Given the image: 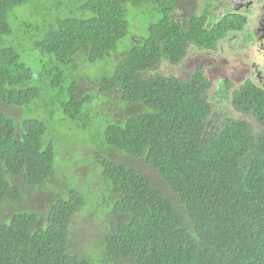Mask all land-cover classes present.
Segmentation results:
<instances>
[{"label":"trees","instance_id":"16d2710c","mask_svg":"<svg viewBox=\"0 0 264 264\" xmlns=\"http://www.w3.org/2000/svg\"><path fill=\"white\" fill-rule=\"evenodd\" d=\"M197 1L0 0V264H264V88L222 77L217 103L253 120H216L203 69L187 79L157 72L191 45L212 50L244 29L241 14L218 19L211 0L202 11ZM139 13L157 17L146 37ZM109 63L114 71L95 80L83 72ZM114 99L124 121L108 112L106 156L95 162L93 147L64 149L44 122L22 120L40 100L76 121ZM77 149L87 155L72 166L65 156ZM72 167H87L84 182L62 181ZM61 183L75 189L56 196ZM102 191L109 201L90 205ZM76 215L90 223L74 238Z\"/></svg>","mask_w":264,"mask_h":264},{"label":"rangeland","instance_id":"374dc122","mask_svg":"<svg viewBox=\"0 0 264 264\" xmlns=\"http://www.w3.org/2000/svg\"><path fill=\"white\" fill-rule=\"evenodd\" d=\"M211 3L215 4L214 13L216 15V18H221L225 14L228 13V10L232 9V6L229 7L227 11L224 10V7H222V4L219 2H216V0H211ZM47 4V3H44ZM197 5H199V10L202 11L205 7V1L204 0H198ZM132 12H134L133 8L131 9ZM135 13V12H134ZM213 14V13H212ZM137 15V13H135ZM139 16H142L140 20L138 21V29H137V36H147V33L145 32L149 22L157 20V17L150 18V14H138ZM140 29V30H139ZM232 35V34H231ZM229 35V37L222 39L216 46V48L212 50H202L198 47L191 45L188 48L187 56L185 60L179 64V65H171L169 62H162L158 68L157 72L163 75L177 77L180 79H187L192 73L196 72L199 68L203 69L204 74L206 77L211 81L212 83V90L210 91L209 97L210 101L213 103V106L216 111H218L219 116H216V120H219L223 115L231 116L235 119H244V120H253V118H250V116H246L244 114L236 112V110L232 107H230L229 104H218V99L220 98V93H217V83L222 77H227L230 79L233 83H236L235 86L239 83L243 84L245 81L244 78H251L254 77V74H251V69H249V62L247 60V57L251 56L253 57L254 53H247V49H243L241 41L236 38V40L232 39ZM237 35V34H236ZM137 38V37H136ZM252 39L250 36L247 37V42ZM127 40L124 42L125 45ZM121 50L123 45L118 46ZM244 50V51H243ZM114 65L113 63H109V65H103L104 68H100L98 66H95V68H90V70H83L84 74L88 76L91 80H95L101 76L109 75L114 71ZM241 72L243 74L245 73V76H241ZM249 73V74H247ZM244 82H243V81ZM240 84V85H241ZM49 97H46V101H48ZM44 100V101H45ZM43 100L37 101L34 108L26 107L24 106L23 110V118L22 120H25L26 118H34L39 119L42 122L46 124L47 131H46V137L50 136L49 138H53V141L55 144L59 143L62 148L66 149L73 145H89L93 147V149L96 151V155L94 158V154L92 155L91 159L93 162H95L96 157L99 156V158L102 157V159L106 156L104 152L98 151L99 148H104L102 146L104 132L106 128L114 124L113 119L111 117V113L114 114V120L116 123H122L124 121L125 112L122 113L121 109L119 108V105L116 104L115 99L112 101V104L110 105V108L99 107L95 112L90 113L89 119H78L76 121H71L70 119L68 121H64L65 115L60 110L53 111V105L50 103H46ZM44 102V103H42ZM214 104H217L215 106ZM37 106H41V108L36 109ZM106 110V111H105ZM109 112V113H108ZM17 117V116H16ZM63 120V121H62ZM66 120V119H65ZM215 120V121H216ZM219 122V121H216ZM254 128H258L257 124L254 122ZM94 151V153H95ZM82 152L85 156L87 155L86 149H77L73 150L69 154L65 156V161H72V166H75L79 163V161L75 158V154ZM114 160L125 163L130 167H133L137 170H139L142 174L146 175L151 179L153 184L157 186L158 188L163 189L164 183L159 178V176L156 174L155 171L150 169L142 160H134L129 157H126L124 155H115ZM86 162H88L86 160ZM95 166L91 167L94 168ZM90 168V169H91ZM87 167L83 168H77L72 167V171L70 173H65L62 177V181L65 180H73L76 176H79L81 178V182H84L85 180V173L88 171L86 170ZM92 172L98 173L97 171H94L92 169ZM61 180V175H60ZM80 182V183H81ZM100 182H93L92 185L95 187L94 190L99 188ZM57 185L55 184V187ZM69 189H75L74 186L71 183H68L67 185L61 183L60 187L56 190V196L65 194L67 190ZM91 199H88L87 201L92 206H97L99 204H103L105 202H108V196L103 193H95V195H90ZM46 204V202H45ZM42 209V207H41ZM90 222H87V219L83 217L82 215H76L73 220V237L75 238L77 227L80 226H87ZM96 229V227H95ZM87 230V228H86ZM84 230L80 236H82V239L84 240V235H88L90 233L86 232ZM79 233V232H78ZM80 238V237H79ZM75 241V240H72Z\"/></svg>","mask_w":264,"mask_h":264},{"label":"flooded vegetation","instance_id":"af4514ba","mask_svg":"<svg viewBox=\"0 0 264 264\" xmlns=\"http://www.w3.org/2000/svg\"><path fill=\"white\" fill-rule=\"evenodd\" d=\"M216 2L222 4L225 11L232 6L228 13H238L246 17L247 23L244 29L239 32H231L225 38L232 34L230 37H233V40L238 38L243 49L248 50L247 53L255 54L253 57H247L249 69L254 77L251 76V78L243 80H250L264 88V55H262L264 52L262 48V45L264 46V0H216ZM249 36L252 39L247 42ZM241 76L244 77L245 73L241 72Z\"/></svg>","mask_w":264,"mask_h":264},{"label":"water","instance_id":"95a60500","mask_svg":"<svg viewBox=\"0 0 264 264\" xmlns=\"http://www.w3.org/2000/svg\"><path fill=\"white\" fill-rule=\"evenodd\" d=\"M262 48L264 49V46L262 45ZM262 55H264V52L262 53ZM227 78V77H226ZM228 79V78H227ZM230 80V79H229ZM231 81V80H230ZM232 82V81H231ZM233 83V82H232Z\"/></svg>","mask_w":264,"mask_h":264}]
</instances>
